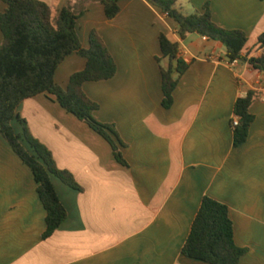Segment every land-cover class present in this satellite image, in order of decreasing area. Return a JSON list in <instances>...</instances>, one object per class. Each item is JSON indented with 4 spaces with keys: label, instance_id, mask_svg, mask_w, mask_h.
<instances>
[{
    "label": "crops",
    "instance_id": "crops-1",
    "mask_svg": "<svg viewBox=\"0 0 264 264\" xmlns=\"http://www.w3.org/2000/svg\"><path fill=\"white\" fill-rule=\"evenodd\" d=\"M57 14L77 0H40ZM192 13L210 5L213 22L249 38L244 55L264 57V0H179ZM109 20L90 5L78 21L84 48L95 31L117 65L106 82L86 83L85 94L99 110L95 118L114 126L127 166L85 123L43 94L24 101L18 116L44 145L61 171L81 191L58 178L52 182L68 219L48 239L46 211L31 170L0 136V264H206L186 258L183 247L202 201L226 205L236 245L246 250L240 264H264V101L251 108L249 139L233 145L234 105L249 91H264V75L249 63L230 67L222 44L191 34L181 41L177 23L146 0H124ZM6 5L0 0V15ZM161 35L181 45L190 65L170 110L162 107ZM3 37L0 31V46ZM168 60L162 62L163 66ZM86 60L69 56L55 82L67 88ZM16 134H22L18 120Z\"/></svg>",
    "mask_w": 264,
    "mask_h": 264
},
{
    "label": "trees",
    "instance_id": "trees-1",
    "mask_svg": "<svg viewBox=\"0 0 264 264\" xmlns=\"http://www.w3.org/2000/svg\"><path fill=\"white\" fill-rule=\"evenodd\" d=\"M6 10L0 15V31L3 41L0 46V136L32 172L37 185V194L46 211V231L43 239L50 238L68 219V213L60 201L52 178H58L71 189L81 191L74 177L57 168L52 153L35 139L27 122L18 114L20 105L34 97L46 94L54 99L69 114L85 123L111 146L115 159L127 166L123 157L124 144L114 126L106 125L95 118L99 105L84 92L86 83H100L113 79L117 65L100 36L93 31L89 47L80 42L77 24L90 5L104 8L106 18L115 19L124 0H77L55 14L51 7L40 0H2ZM161 13L177 23L181 41L191 34L220 43L226 50V60L247 62L264 75V57L249 58L244 51L248 36L240 30H225L218 27L212 18L210 5L192 13L179 6V0H146ZM161 57L156 58L162 77V107L170 110L174 93L181 77L190 65L181 55V45L161 35ZM258 48L264 49V33L258 40ZM76 54L86 60L83 71L73 74L67 88L55 82L61 64ZM169 64L163 66L162 62ZM261 99L259 91H249L234 105V116L239 125L233 126V145L239 148L247 143L250 129L255 121L252 105ZM18 120L22 134H16L13 122ZM182 254L189 259L206 264H240L246 250L236 245L234 224L229 208L209 197L202 201L193 222L190 235Z\"/></svg>",
    "mask_w": 264,
    "mask_h": 264
},
{
    "label": "built area",
    "instance_id": "built-area-1",
    "mask_svg": "<svg viewBox=\"0 0 264 264\" xmlns=\"http://www.w3.org/2000/svg\"><path fill=\"white\" fill-rule=\"evenodd\" d=\"M238 63H239V61H234V62L230 63V67H235ZM261 100L264 101V91L262 93ZM238 125H239V118L234 117L233 126L237 127Z\"/></svg>",
    "mask_w": 264,
    "mask_h": 264
}]
</instances>
